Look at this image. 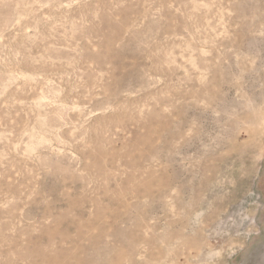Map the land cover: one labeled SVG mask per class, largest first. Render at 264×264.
Wrapping results in <instances>:
<instances>
[{
    "label": "rangeland",
    "instance_id": "obj_1",
    "mask_svg": "<svg viewBox=\"0 0 264 264\" xmlns=\"http://www.w3.org/2000/svg\"><path fill=\"white\" fill-rule=\"evenodd\" d=\"M0 264H264V0H0Z\"/></svg>",
    "mask_w": 264,
    "mask_h": 264
}]
</instances>
